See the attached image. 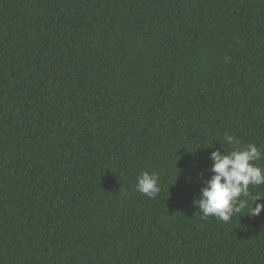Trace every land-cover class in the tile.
I'll list each match as a JSON object with an SVG mask.
<instances>
[{
	"label": "trees",
	"instance_id": "1",
	"mask_svg": "<svg viewBox=\"0 0 264 264\" xmlns=\"http://www.w3.org/2000/svg\"><path fill=\"white\" fill-rule=\"evenodd\" d=\"M225 134L264 167V0H0V264H264V184L193 203Z\"/></svg>",
	"mask_w": 264,
	"mask_h": 264
},
{
	"label": "clouds",
	"instance_id": "2",
	"mask_svg": "<svg viewBox=\"0 0 264 264\" xmlns=\"http://www.w3.org/2000/svg\"><path fill=\"white\" fill-rule=\"evenodd\" d=\"M224 140L233 146V150L226 151L221 143L223 151L217 148L211 152L210 159L213 163L208 171L212 175L204 179L200 195L193 203L202 213V218L215 216L228 222L247 207L244 197H251L249 186L264 184V167L255 163L262 156L255 143L241 147L240 140L232 134H225ZM136 190L149 198H155L160 192L158 175L143 171L137 177ZM260 197H251L255 206L248 214L255 216L264 210V203H256Z\"/></svg>",
	"mask_w": 264,
	"mask_h": 264
}]
</instances>
